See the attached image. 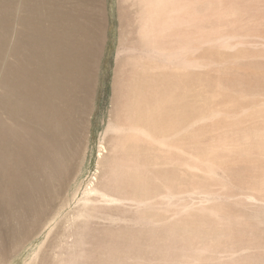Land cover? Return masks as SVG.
Listing matches in <instances>:
<instances>
[{
  "label": "rangeland",
  "instance_id": "1",
  "mask_svg": "<svg viewBox=\"0 0 264 264\" xmlns=\"http://www.w3.org/2000/svg\"><path fill=\"white\" fill-rule=\"evenodd\" d=\"M137 3L99 1L80 135L43 192L0 195V264H264V0H171L184 24L156 48L138 38ZM137 77L155 86L156 139L168 147L128 143L139 178L106 201L94 189L114 165L118 100Z\"/></svg>",
  "mask_w": 264,
  "mask_h": 264
},
{
  "label": "bare ground",
  "instance_id": "2",
  "mask_svg": "<svg viewBox=\"0 0 264 264\" xmlns=\"http://www.w3.org/2000/svg\"><path fill=\"white\" fill-rule=\"evenodd\" d=\"M99 1L0 0V68L9 36L12 37L9 56L13 57L0 77L3 198L11 197L15 190L29 196L43 192L47 188L46 178L60 168L66 146L80 135L103 40ZM137 2L140 6L137 35L146 47L156 48L173 27L184 24L183 6L171 7V0ZM133 67L142 73L150 74L153 70L139 59L133 61ZM144 85L138 82V77L134 78L127 93L118 100L115 118L118 134L112 137L110 148L115 162L105 185L94 189L106 201L122 200L118 196L110 198L106 193L113 189L120 191L122 178L133 182L139 178L140 166L137 159L129 157L128 143L168 147L156 139L160 117L155 86ZM169 128L170 125L165 131Z\"/></svg>",
  "mask_w": 264,
  "mask_h": 264
}]
</instances>
